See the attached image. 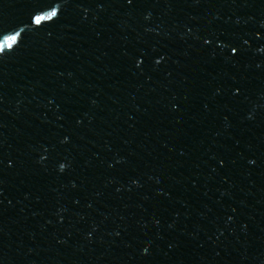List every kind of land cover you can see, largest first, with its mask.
Instances as JSON below:
<instances>
[{
    "label": "water",
    "instance_id": "water-1",
    "mask_svg": "<svg viewBox=\"0 0 264 264\" xmlns=\"http://www.w3.org/2000/svg\"><path fill=\"white\" fill-rule=\"evenodd\" d=\"M0 264H264V0H0Z\"/></svg>",
    "mask_w": 264,
    "mask_h": 264
},
{
    "label": "snow or ice",
    "instance_id": "snow-or-ice-1",
    "mask_svg": "<svg viewBox=\"0 0 264 264\" xmlns=\"http://www.w3.org/2000/svg\"><path fill=\"white\" fill-rule=\"evenodd\" d=\"M129 2H131V0H129ZM55 12L53 11V13H50L49 15H54ZM45 17H36V21L39 22L41 19H44ZM15 40V36H6L4 37V43L5 44H10L11 41ZM233 51L235 52V49H233Z\"/></svg>",
    "mask_w": 264,
    "mask_h": 264
}]
</instances>
